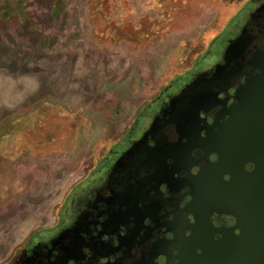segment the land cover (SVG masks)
<instances>
[{"label": "flooded vegetation", "instance_id": "1", "mask_svg": "<svg viewBox=\"0 0 264 264\" xmlns=\"http://www.w3.org/2000/svg\"><path fill=\"white\" fill-rule=\"evenodd\" d=\"M131 1L141 6L132 31L111 6L107 36L157 35L167 12ZM232 7V18L193 52V64L173 71L129 131L95 157L55 224L33 232L5 264H260L264 172L246 154L264 153V135H237L236 167L220 165L216 140L238 91L259 74L253 62L264 52V0Z\"/></svg>", "mask_w": 264, "mask_h": 264}, {"label": "rangeland", "instance_id": "2", "mask_svg": "<svg viewBox=\"0 0 264 264\" xmlns=\"http://www.w3.org/2000/svg\"><path fill=\"white\" fill-rule=\"evenodd\" d=\"M100 1L0 0V264L55 224L95 157L129 131L173 71L190 66L238 0H151L167 13L142 42L126 31L107 36L110 6L104 0L97 13ZM113 1L132 31L141 6Z\"/></svg>", "mask_w": 264, "mask_h": 264}, {"label": "water", "instance_id": "3", "mask_svg": "<svg viewBox=\"0 0 264 264\" xmlns=\"http://www.w3.org/2000/svg\"><path fill=\"white\" fill-rule=\"evenodd\" d=\"M238 42L231 43L227 55L236 51ZM253 66L259 71V74L247 81L237 93V103L231 109L230 120L222 126L216 142L219 144L217 152L221 155L220 165L227 163L236 167V158L238 156L237 144L239 134H263L264 135V52L256 55ZM220 135L221 138H220ZM254 138H245L246 144H255ZM264 143V139L260 140ZM248 160H256L263 168L264 172V153H257L250 148L247 152ZM250 260V259H249ZM264 261V251L260 253L259 263Z\"/></svg>", "mask_w": 264, "mask_h": 264}, {"label": "trees", "instance_id": "4", "mask_svg": "<svg viewBox=\"0 0 264 264\" xmlns=\"http://www.w3.org/2000/svg\"><path fill=\"white\" fill-rule=\"evenodd\" d=\"M107 1V4L109 3V6L111 7L112 6V4H113V0H106ZM125 0H119V7L121 6V5H123V6H125L124 5V2ZM148 1V4H150V0H147ZM127 3L129 4H131L132 5V1L130 0V1H127ZM111 14H112V10H110V13L108 14V16H111ZM33 116V115H32ZM40 116H43V114H41ZM31 118V117H30ZM30 118H23V119H30ZM22 118H20L19 120H18V123H19V126H20V124L22 123V120H21ZM34 122V121H33ZM32 123V122H31ZM33 124V127H35L36 126V123H32ZM32 124H30L29 125V127L30 126H32ZM24 124H21V126H23ZM16 127H18V125L16 126ZM32 128V127H31ZM21 131V127H19V130H18V132H20ZM7 132H9V130L7 131ZM15 132V131H14ZM9 136V133H7V135H6V137H8ZM45 142H47L46 140H45Z\"/></svg>", "mask_w": 264, "mask_h": 264}]
</instances>
